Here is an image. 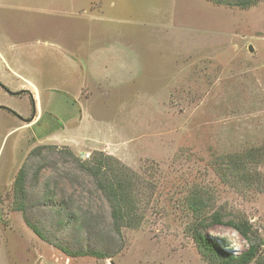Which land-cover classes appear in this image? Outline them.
<instances>
[{
    "label": "rangeland",
    "instance_id": "rangeland-1",
    "mask_svg": "<svg viewBox=\"0 0 264 264\" xmlns=\"http://www.w3.org/2000/svg\"><path fill=\"white\" fill-rule=\"evenodd\" d=\"M52 96L73 115L38 135ZM99 151L132 174L137 228L114 227ZM193 190L251 227L206 222L209 240L264 254V0H0V264H214Z\"/></svg>",
    "mask_w": 264,
    "mask_h": 264
},
{
    "label": "trees",
    "instance_id": "trees-1",
    "mask_svg": "<svg viewBox=\"0 0 264 264\" xmlns=\"http://www.w3.org/2000/svg\"><path fill=\"white\" fill-rule=\"evenodd\" d=\"M53 93L56 96L59 95L61 99H64L61 102L63 105H57L58 109L63 111V114H65L67 110L71 109L70 111L74 114V117L77 115L79 116L78 105L76 99L72 95L60 90H55ZM54 99L55 97L52 96L50 103L53 111H43L39 118L32 124L31 130H33L34 133L38 132L39 135L41 129H38L37 126H40V123L44 120L48 124H53V127L50 130L48 128L41 131L43 133L42 136L52 132L53 130L61 128L63 124L62 121L73 115H69L65 118L62 114L61 116L65 119H59L60 115L58 116L57 111H54V107L52 105ZM46 114H49L51 118L47 120ZM229 163L236 165L235 167L238 169L243 166L241 161L230 160ZM85 168L96 179L98 188L102 191L109 203L115 229L119 231L121 227L137 228L140 225L142 217L135 207L136 199H134L133 195L134 181L132 180V174L127 173V167L122 165L120 161L112 155L104 154L99 151L93 155L89 164L86 165ZM23 174L24 173L21 168L15 176V184L17 188L15 190L17 191H23ZM23 196L24 195L22 194L21 198H23ZM186 199L185 204L183 202L182 205H184L192 213V222L190 224L191 233L196 245L203 252L204 256H206L214 264H251L253 260H256L255 263L259 262L260 264H264V254L258 253L259 247L257 244L250 242L246 250L234 255L231 252L224 250L218 240H209L206 235L200 231L201 228L205 227L206 222H222L234 228L245 239L250 240L251 227L247 222L241 219L224 220L218 211H213L210 215L206 214L204 212L206 210V204L202 201L201 195L196 190L191 191L189 195H187ZM24 206L25 201L22 200L21 203L17 205V209L22 210ZM25 220L36 234L40 236L42 235L39 229L31 224L26 217Z\"/></svg>",
    "mask_w": 264,
    "mask_h": 264
},
{
    "label": "water",
    "instance_id": "water-1",
    "mask_svg": "<svg viewBox=\"0 0 264 264\" xmlns=\"http://www.w3.org/2000/svg\"><path fill=\"white\" fill-rule=\"evenodd\" d=\"M250 50H251V47H250ZM7 91H9L8 89H6ZM34 118V115H32L30 118L27 119V121H32Z\"/></svg>",
    "mask_w": 264,
    "mask_h": 264
},
{
    "label": "built area",
    "instance_id": "built-area-1",
    "mask_svg": "<svg viewBox=\"0 0 264 264\" xmlns=\"http://www.w3.org/2000/svg\"><path fill=\"white\" fill-rule=\"evenodd\" d=\"M86 156H88V154H86Z\"/></svg>",
    "mask_w": 264,
    "mask_h": 264
}]
</instances>
